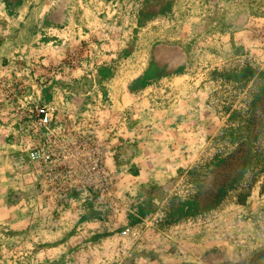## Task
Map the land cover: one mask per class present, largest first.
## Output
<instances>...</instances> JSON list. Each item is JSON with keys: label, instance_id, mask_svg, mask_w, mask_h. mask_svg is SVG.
<instances>
[{"label": "rangeland", "instance_id": "obj_1", "mask_svg": "<svg viewBox=\"0 0 264 264\" xmlns=\"http://www.w3.org/2000/svg\"><path fill=\"white\" fill-rule=\"evenodd\" d=\"M0 264H264V0H0Z\"/></svg>", "mask_w": 264, "mask_h": 264}, {"label": "built area", "instance_id": "obj_2", "mask_svg": "<svg viewBox=\"0 0 264 264\" xmlns=\"http://www.w3.org/2000/svg\"><path fill=\"white\" fill-rule=\"evenodd\" d=\"M53 120V115L49 113L48 111L42 109L41 113H39V122L41 125H48ZM30 156L32 160L36 161H46L48 162L52 156L53 153L49 152V150L46 149H34L30 152ZM95 168V167H94ZM122 236L128 235L127 231H123L121 233Z\"/></svg>", "mask_w": 264, "mask_h": 264}]
</instances>
